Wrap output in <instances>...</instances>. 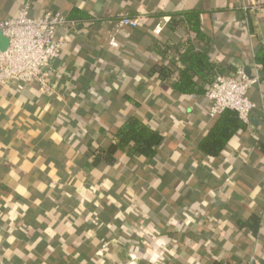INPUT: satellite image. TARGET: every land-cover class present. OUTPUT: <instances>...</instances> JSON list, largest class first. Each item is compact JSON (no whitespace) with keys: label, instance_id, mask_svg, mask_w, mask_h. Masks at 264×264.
<instances>
[{"label":"crops","instance_id":"0c3cea01","mask_svg":"<svg viewBox=\"0 0 264 264\" xmlns=\"http://www.w3.org/2000/svg\"><path fill=\"white\" fill-rule=\"evenodd\" d=\"M27 1L0 0V20ZM253 1L32 0V17L78 24L56 34L66 45L54 95L35 83L0 88V264H264V73L249 90L247 129L217 157L199 149L217 120L205 94L173 86L191 55L209 61L191 73L204 93L217 75L255 76L264 12L242 9ZM126 15L145 18L111 49L109 31ZM129 118L163 136L155 158L114 148Z\"/></svg>","mask_w":264,"mask_h":264},{"label":"built area","instance_id":"2783aa9c","mask_svg":"<svg viewBox=\"0 0 264 264\" xmlns=\"http://www.w3.org/2000/svg\"><path fill=\"white\" fill-rule=\"evenodd\" d=\"M31 2H26L17 17L0 20V35L8 41L7 47L0 49V88L11 83H35L41 94L54 95L56 90L51 82L55 75L53 62L60 58L66 45L64 41L56 40V34L61 29H75L78 21L52 11L41 18H34L30 15ZM242 9L261 13L264 12V2L253 1ZM144 18V15H126L114 21L107 38L108 47L118 49L117 36L121 31L138 28ZM163 27L159 24L154 33L159 35ZM260 80L258 72L248 77L244 68H239L235 77L217 75L205 94L209 102V117L215 119L226 111H232L248 125L256 109V104L249 98V90ZM136 259V256H131V264Z\"/></svg>","mask_w":264,"mask_h":264},{"label":"trees","instance_id":"16d2710c","mask_svg":"<svg viewBox=\"0 0 264 264\" xmlns=\"http://www.w3.org/2000/svg\"><path fill=\"white\" fill-rule=\"evenodd\" d=\"M185 17L191 31L199 34L200 25L197 13H187ZM184 59L182 62L186 65L184 69L179 70L180 79L173 85L174 88L183 94H206L202 89H197L191 73L196 75L204 73L209 66L208 59L196 55H191ZM255 62L259 74L264 73V54L259 52L256 55ZM171 72L172 70L165 68L161 73L163 76L169 77ZM246 129L247 126L239 119L237 113L226 111L217 117L215 125L202 139L199 149L207 156H220L238 133H243ZM114 138L116 142L114 148L116 150L124 151L127 147H130L143 160L155 158L159 153V147L163 140V136L160 133L152 130L136 118L127 119L118 129ZM102 154L103 151L100 150L95 156L96 160L101 159ZM104 158L110 163L114 162L109 155Z\"/></svg>","mask_w":264,"mask_h":264},{"label":"water","instance_id":"95a60500","mask_svg":"<svg viewBox=\"0 0 264 264\" xmlns=\"http://www.w3.org/2000/svg\"><path fill=\"white\" fill-rule=\"evenodd\" d=\"M247 76L250 77L249 72L247 71Z\"/></svg>","mask_w":264,"mask_h":264}]
</instances>
